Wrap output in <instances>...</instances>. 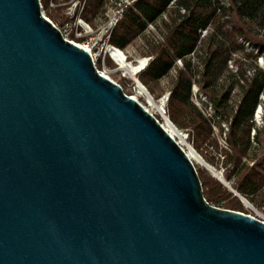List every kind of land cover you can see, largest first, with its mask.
<instances>
[{"label": "water", "instance_id": "95a60500", "mask_svg": "<svg viewBox=\"0 0 264 264\" xmlns=\"http://www.w3.org/2000/svg\"><path fill=\"white\" fill-rule=\"evenodd\" d=\"M0 264H264V222L209 204L180 145L40 0H0Z\"/></svg>", "mask_w": 264, "mask_h": 264}, {"label": "trees", "instance_id": "16d2710c", "mask_svg": "<svg viewBox=\"0 0 264 264\" xmlns=\"http://www.w3.org/2000/svg\"><path fill=\"white\" fill-rule=\"evenodd\" d=\"M95 2L88 0L86 12ZM41 3L48 7L50 0ZM166 12V20L160 19ZM158 20L164 33L160 40H147L150 59L137 76L139 81L153 93V85L180 60L166 103L168 118L181 128L189 126L202 142L210 138V119L191 101V87L197 84L213 117L228 124V151L223 155L225 180L239 196L252 204L260 196L264 205V112L262 126L253 119L260 106L259 96L264 93V68L256 64L258 56L264 60V33L260 32H264V0H133L124 7L110 43L123 50L148 24ZM202 31L206 34L201 38ZM246 44L250 51H245ZM238 52L252 62L247 68L235 67L232 72L228 63ZM194 54L196 64L192 60ZM221 76L224 81L220 84ZM234 88L238 100L231 106ZM250 151L255 152L253 156ZM198 175L209 204L241 211L238 196L207 171H198Z\"/></svg>", "mask_w": 264, "mask_h": 264}, {"label": "rangeland", "instance_id": "374dc122", "mask_svg": "<svg viewBox=\"0 0 264 264\" xmlns=\"http://www.w3.org/2000/svg\"><path fill=\"white\" fill-rule=\"evenodd\" d=\"M70 1L71 0H57L56 1L57 3L53 2L54 6H52L49 3L48 7H43L45 17L48 18L50 21H52L54 24L61 23L64 19L63 9L65 8V5L63 4H67ZM118 1L119 0H99L97 2L96 0L95 4L89 6L88 12H86L85 9L86 18L83 16L84 20L88 22L91 27H96L101 25L105 21L106 14L115 7V3H117ZM166 14L167 12L164 13V15L160 17V19L166 20L167 18ZM260 32L264 33L262 31ZM163 33H164L163 24L159 20L155 24L152 25L148 24L145 27L144 31L139 36L135 37L133 41H131V43L128 44V46L122 50L123 54L127 57L126 58L127 62L134 63L143 58H149L148 56L149 48H148L147 40H153V41L160 40ZM205 34L206 32L204 34L201 33V38ZM245 46H246L245 51L251 50V47L249 45L246 44ZM199 47H201V44L199 45ZM253 51H254L253 53H255L254 49ZM195 56L196 54L193 55L192 60L196 64L198 59ZM251 62H252L251 58L244 57L242 52H238L235 55H233V59L228 63V68L232 72H234L235 67L247 68ZM175 64L176 67L169 70L166 76L161 77L156 82V84L153 85V93L149 92L148 89L144 86L147 92L149 93V95L152 96L154 105L152 104L151 106L148 105L150 103H148L145 95L138 93V88L136 86V83L133 81L132 77L128 74L127 71L120 69L117 65H114L112 63H106V69L109 70V73L106 76L113 82L120 85L123 92L127 96L136 98L140 104H142L144 107L149 109V111L153 113V115L156 117V119L159 121L160 124L162 123L165 124L164 118L159 115V113H161L160 104L162 101H164L165 103L164 109L166 110V103L168 101L169 90L176 76V68L180 67L181 65L180 60L177 59L175 61ZM256 64L264 68V60L261 58V56H258L256 58ZM197 68H198L197 70H200V66H197ZM143 69L139 70L135 74L134 78L138 79L137 76L140 74V72ZM196 78L198 79V76H196L195 79ZM220 79L221 80H219V83L221 84L224 81L223 76H221ZM230 96L231 97L229 103L231 104V106H233L238 100V91L236 88L233 89ZM259 100L261 107V115H260L261 117L262 113L264 112V93L259 96ZM191 101L198 108L202 110V112L206 115V117L210 119L212 133L208 140L202 142L196 137V134L193 132L192 129H190L189 126L187 127L188 129H186V128H181L172 123L178 130H182V131L187 130V132L190 134L186 138V140L182 137L184 142L183 150L189 153V149H193L204 160L205 163H207L210 167H212L216 172L222 173L224 176L227 167L223 155L225 151H228V146L225 136V133L227 132L228 129V124L220 120L219 118L213 117V112L210 109L209 105L207 104V99L198 89L197 84H193L191 87ZM255 118L256 117L254 114L253 117L255 121L254 123L256 125L261 124L262 126L263 125L262 118L261 120L257 119V122ZM254 153L255 152L250 151L249 155L253 156ZM193 164L197 172L201 170H205L210 176H212L208 172V170L205 169V166H202L197 162H193ZM212 177L216 179L214 176ZM261 201L262 199L260 196L256 198L254 204L248 201L251 204V207L245 206L241 202L242 209L241 211H237V212H241L245 215H249L264 222V205L261 204ZM214 206L225 209L222 207V204H217V205L215 204Z\"/></svg>", "mask_w": 264, "mask_h": 264}, {"label": "built area", "instance_id": "2783aa9c", "mask_svg": "<svg viewBox=\"0 0 264 264\" xmlns=\"http://www.w3.org/2000/svg\"><path fill=\"white\" fill-rule=\"evenodd\" d=\"M132 1L133 0H119L117 3H115V7L106 14L105 21L101 25L91 27L90 24L83 18L87 0H71L69 3L63 4L65 5V8L63 9V21L59 24H54L52 21L51 22L58 29L63 39L87 51L97 71L100 74L106 76L109 73V70L106 69V63H112L118 66L114 58V52L118 48L110 43L113 30L122 17L124 7L129 5ZM50 4L54 6L52 0H50ZM41 9L44 14L42 3ZM202 33L204 34L205 31H202ZM124 57L125 59L127 58L125 55ZM143 59L145 60V64L143 66L144 68L148 64L150 58ZM164 104V101H162L160 104L161 113H159V115L165 119V117L168 118V116L166 114V110L164 109ZM148 105L151 106L150 104ZM144 108L153 115V113L149 111V109H147L146 107ZM254 114L256 117V122L257 119L261 120V108H259V106L255 110ZM257 126H261V124ZM179 131L185 140L190 135L187 130ZM174 140L183 149L184 142L182 141V139H180L179 137H175Z\"/></svg>", "mask_w": 264, "mask_h": 264}, {"label": "bare ground", "instance_id": "6f19581e", "mask_svg": "<svg viewBox=\"0 0 264 264\" xmlns=\"http://www.w3.org/2000/svg\"><path fill=\"white\" fill-rule=\"evenodd\" d=\"M114 58L116 63L118 64V67L120 69H123L125 71L128 72V74L132 77V79H135L134 76L135 74L141 70L145 64V60L141 59L138 60L134 63L131 62H127V60L124 57V54L121 50H115L114 52ZM138 88V93L145 95L148 103H150V105H154L153 99L152 97L149 95V93L147 92V90L145 89V87L141 86L140 84L137 85ZM165 124H162V127L164 128V130L166 132H168L172 137H179L180 139H182V135L180 134V131L172 124V122L165 117L164 119ZM183 141V139H182ZM186 153V155L189 157V159L193 162H197L198 164L205 166L206 168H208L210 170V172L215 175L216 177H219L221 179V174L216 172L212 167H210L207 163L204 162V160L193 150V149H189V153L184 151ZM245 206L251 207V204L248 202H244Z\"/></svg>", "mask_w": 264, "mask_h": 264}]
</instances>
